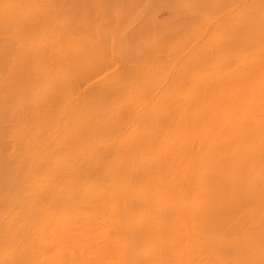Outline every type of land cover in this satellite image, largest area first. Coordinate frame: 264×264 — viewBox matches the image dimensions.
I'll list each match as a JSON object with an SVG mask.
<instances>
[{
    "label": "rangeland",
    "instance_id": "rangeland-1",
    "mask_svg": "<svg viewBox=\"0 0 264 264\" xmlns=\"http://www.w3.org/2000/svg\"><path fill=\"white\" fill-rule=\"evenodd\" d=\"M61 127L82 133L83 156L48 149L22 164L23 148ZM178 143L201 242L165 260L264 264V0H0L1 251L29 241L30 218L92 199L127 158L138 181L160 180Z\"/></svg>",
    "mask_w": 264,
    "mask_h": 264
},
{
    "label": "bare ground",
    "instance_id": "bare-ground-1",
    "mask_svg": "<svg viewBox=\"0 0 264 264\" xmlns=\"http://www.w3.org/2000/svg\"><path fill=\"white\" fill-rule=\"evenodd\" d=\"M37 42H39V41H37ZM224 73H226V72H224ZM242 73H243V71H242ZM217 74H219V73H217ZM226 76L227 75H225V77ZM230 77H231V75H230ZM240 77L238 75L237 78L240 79ZM213 78H214V76H213ZM219 78H222V77H219ZM210 79H212V78H210ZM219 80H218V84L221 82ZM96 81L97 80L92 81V83L89 86H91L92 84L94 85ZM212 81L214 83V81H217V79L215 78V80H212ZM207 82H205V83L207 84ZM228 82H225V83L229 85ZM230 82H231V80H230ZM215 83L217 84V82H215ZM239 83H240V81H239ZM242 83H243V81H242ZM95 85H98V84L96 83ZM99 85L101 86V84H99ZM203 85H204V83H203ZM212 85H214V84H212ZM230 85H231V83H230ZM239 85L241 86L242 84L240 83ZM208 86L210 88L211 85L209 84ZM214 86L217 87L218 85H214ZM87 87H85V89ZM204 87H206V86H204ZM218 87L216 89H218ZM229 88H227V91L230 90ZM238 88H240V90H241L242 86L238 87ZM244 88H246V86ZM258 88L261 89L262 87H258ZM85 89H82V90L84 91ZM248 89H250V88H248ZM260 89L258 90V92L260 91ZM206 90H208V89H206ZM219 91L220 90L218 89V92ZM185 92L186 91H184V93ZM228 92L231 93V91H228ZM242 92H243V89H242ZM202 93H204V91ZM216 93H217V91H216ZM224 93H226V92H224ZM238 93H240V92L238 91ZM238 93H237V96L240 95V94L238 95ZM254 93H253V98L255 95ZM241 94H243V93H241ZM247 94L248 93H246V95ZM250 94H251V92H250ZM259 94H262V93H259ZM202 96H204V95H202ZM212 96L213 95H211V97ZM248 96H249V94H248ZM248 96H247V100H248V98H250ZM205 97H206V95H205ZM205 97H203L202 104L204 102L206 104V101H204ZM227 97H228V95H227ZM255 97H256V95H255ZM219 98H217V100H219ZM251 98L249 100H251ZM206 99H209V97ZM226 99H228V98H226ZM141 100H143V97ZM237 100L239 101L238 97H237ZM256 100H257V98H256ZM210 101H212V100L210 99ZM230 101H232L231 96H230ZM138 103H140V102H138ZM208 103L209 102H207V106L212 105V104H210L211 102L209 103L210 105ZM248 104H247V106H248ZM228 106H229V104H228ZM252 106L254 107V104ZM70 107H71V105H70ZM138 107H139V105H138ZM201 107H204V106H201ZM210 108H211V106H210ZM210 108L207 107V109H205V110H207V112L211 113L212 109H210ZM228 108L230 110V107H228ZM228 108H225V110ZM231 108H232L231 110H233V107H231ZM222 109H224V108H222ZM128 110H126V111H128ZM129 111H131V110H129ZM187 112H188V110H187ZM193 112H192V115H193ZM201 112H202V110H201ZM203 112H204V110H203ZM218 112H222L221 109ZM226 112H227V110H226ZM228 113L231 114L230 112H228ZM197 115H199V114H197ZM220 115H221V113H220ZM223 115H224V112H223ZM195 116H196V114H195ZM108 117L110 118V116H108ZM212 117H213V115H212ZM220 117L222 119V116H220ZM229 117H231V116H229ZM114 118L116 119V117H114ZM127 120H128V118H127ZM223 120H221V121H223ZM231 120H232V118H231ZM199 122L197 124H199ZM166 124H168V123H166ZM187 125H188V122H187ZM193 125H195V124H193ZM56 126H58V123ZM122 127H120V128H122ZM182 127L184 128V126H182ZM110 129H112V128H110ZM196 129H197V127H196ZM183 130L185 131V129H183ZM187 130H189V129H187ZM191 131L195 132V131H193V128ZM189 132H190V130H189ZM181 133H183V132H181ZM114 134L116 135L117 133H114ZM81 135H82V133H80V132L78 133V132H73V131H66L64 127H61L60 129H54L53 132L49 134L50 137L48 136L49 139H51V140H48L49 144H47V142L38 141L37 139H34L29 146H26L25 148H23L22 152H20V159H22V164L25 163L26 161H28V159H29L32 162L31 163L32 165L30 164V166H32V168L35 169L37 164L40 163L39 161L41 159L38 160L40 154L44 151H47L48 149L54 150L58 154H61V155L63 154V156H69V154L70 155L72 154V155H74L75 159H76V157L83 156L84 152H86L87 148L82 147L80 144H78V141H79L78 139H80V141H82L80 138ZM196 135H198V134H196ZM45 141H46V139H45ZM185 141H186L185 143H187L188 140H185ZM170 142H172V141L170 140ZM191 142H194V141H191ZM106 143H105V145H106ZM173 143H174V141H173ZM178 144H179V146L181 144V149L179 146L173 147V145H172V150L169 149V151L170 150L171 151L170 152L167 151V153L165 155L167 157V159L166 158H164V159H166V161L169 160V164H168V162L167 163L165 162L166 165L163 164L164 165L163 169L162 168L161 169L163 170V173L165 171L166 175H164L162 173L163 176L161 177L160 180L152 179V180H149L148 182L138 181L136 179L138 160L136 159L135 156H132V162L130 160L128 162V160H127L128 158H127L126 161L124 160L125 162L122 163L123 165H125V166H121V168L123 169V172H121L122 169H120V166H118V167L116 166V172L115 173L116 174L120 173L122 175L119 177L117 174L116 178H112L111 181L103 183L100 190H98L95 193V195L92 197V199L87 200L83 197H80L77 199L76 202H73V204L67 203L59 210H56V209L55 210H52V209L48 210L47 209V211L45 210L44 214L41 217L36 218V219L30 218L33 225L30 229V232L26 234V236L28 235L27 237H28L29 241L27 240L25 243V240L27 239L26 238V239H24V243H20L19 245H17V246H21L20 248L17 249L18 250L17 253H16V249H14V250L12 249L14 251V253L10 249H9V251H6V250L1 251V249H0V264H169L170 263L169 259L165 260V257L167 256V254L169 252L166 253L165 249L169 248V247L173 248V249L178 248L179 247L178 244H181V243L183 245H185L186 254H190L191 244H193L194 242L197 241L198 245L200 246L201 240L198 238L196 240L197 236L195 237V235H193L194 223H195L194 212H192L193 207L191 206V204L188 203L187 198H186V196H187L186 193L190 192V190H191V188H190L191 187V182H190L191 180L189 179L187 174H191V172L193 171V167L190 166L191 160L189 159V157H188V159L190 161H188L184 165L182 164V162H183V159H182L183 158V156H182V153H183L182 150L183 149H182V147L183 146L185 147V145L182 146V143H178ZM194 144H192V145H194ZM104 146H102L101 148H103ZM168 146H170V145H168ZM164 147H166V146H164ZM98 150H99V147H98ZM164 150H166V149H164ZM94 152H95V150H94ZM14 154H15V152H14ZM92 155H93V153H92ZM161 156H162L161 161L159 160L160 163L162 162L164 154L163 155L161 154ZM31 158H32V160H31ZM80 161L78 163H80V165H81L82 161L81 162ZM164 161H163V163H164ZM74 162H72V164H74ZM87 162H89V161H87ZM78 163L76 165H78ZM161 166H162V164H161ZM2 168H3V166H2ZM6 168H7V166H6ZM74 168L76 169V166H74ZM74 168H73V170H74ZM78 168H80V166H78ZM159 168H160V166H159ZM141 169L145 170L146 173L148 174V176L152 177L151 172L153 170L150 167L149 163H147V165L143 166ZM161 169H160V173H161ZM92 170H93V168H92ZM171 172L173 173V176L170 177V175L172 174ZM8 173H10V172H8ZM69 174H71V171ZM186 175H187V179H186ZM164 176H168V177H166V179H165ZM39 179H41V177ZM25 180H27V179H25ZM36 185L37 184H33V186H36ZM78 188H81V187H78ZM251 195H252V193H251ZM146 203H147L148 207L146 206ZM140 206L143 209L142 212L138 211ZM150 209H152L151 212L148 211ZM7 216L8 215H6V217ZM158 217H160L159 219H161L160 220L161 222H158ZM2 221H3V219H2ZM8 223H9V221L5 220V222L3 224L7 225ZM159 237L162 238L163 240L158 239ZM15 246L16 245H14V247ZM45 251H49L50 255L45 256L44 255ZM165 254H166V256H165ZM170 254H172V253H170ZM173 256H175V255H173ZM173 256H171V257H173ZM173 261H175L174 257H173ZM189 262L191 263V261H189ZM184 264H189V263L186 262ZM193 264H198L197 258H195V263H193Z\"/></svg>",
    "mask_w": 264,
    "mask_h": 264
}]
</instances>
